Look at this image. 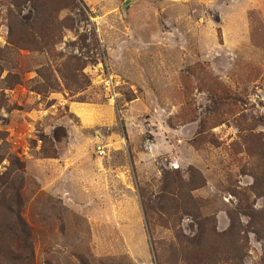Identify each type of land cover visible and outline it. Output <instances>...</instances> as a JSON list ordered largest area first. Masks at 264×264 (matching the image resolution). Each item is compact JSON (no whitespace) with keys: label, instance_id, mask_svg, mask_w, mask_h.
<instances>
[{"label":"rangeland","instance_id":"374dc122","mask_svg":"<svg viewBox=\"0 0 264 264\" xmlns=\"http://www.w3.org/2000/svg\"><path fill=\"white\" fill-rule=\"evenodd\" d=\"M0 264H264V0H0Z\"/></svg>","mask_w":264,"mask_h":264},{"label":"built area","instance_id":"2783aa9c","mask_svg":"<svg viewBox=\"0 0 264 264\" xmlns=\"http://www.w3.org/2000/svg\"><path fill=\"white\" fill-rule=\"evenodd\" d=\"M103 82H104V89H106L109 93L114 94L115 88L117 87L115 76L113 77L112 75L107 74L104 76ZM98 149L100 148L98 147ZM149 149H151V145L149 146Z\"/></svg>","mask_w":264,"mask_h":264},{"label":"trees","instance_id":"16d2710c","mask_svg":"<svg viewBox=\"0 0 264 264\" xmlns=\"http://www.w3.org/2000/svg\"><path fill=\"white\" fill-rule=\"evenodd\" d=\"M21 223H22V222H21ZM24 243L26 244V241H24ZM25 246H26V245H25ZM29 246H30V245L27 243V249H29Z\"/></svg>","mask_w":264,"mask_h":264},{"label":"water","instance_id":"95a60500","mask_svg":"<svg viewBox=\"0 0 264 264\" xmlns=\"http://www.w3.org/2000/svg\"><path fill=\"white\" fill-rule=\"evenodd\" d=\"M126 5H127V3H124V5H123V9L126 7Z\"/></svg>","mask_w":264,"mask_h":264}]
</instances>
